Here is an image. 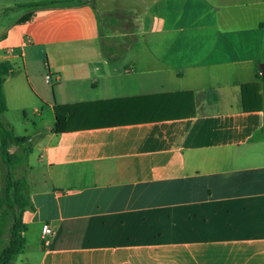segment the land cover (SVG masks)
<instances>
[{"label": "crops", "instance_id": "1", "mask_svg": "<svg viewBox=\"0 0 264 264\" xmlns=\"http://www.w3.org/2000/svg\"><path fill=\"white\" fill-rule=\"evenodd\" d=\"M39 55L58 79L21 264H264V109L241 104L263 86L264 0H0V60ZM172 94L126 111L193 115L53 132L55 106Z\"/></svg>", "mask_w": 264, "mask_h": 264}, {"label": "trees", "instance_id": "2", "mask_svg": "<svg viewBox=\"0 0 264 264\" xmlns=\"http://www.w3.org/2000/svg\"><path fill=\"white\" fill-rule=\"evenodd\" d=\"M41 6H44V4H33L26 7L36 8ZM28 19L29 15L24 17V20ZM14 73L13 63L0 60V160L5 169L3 187L0 192V215H8L12 219L7 230L8 242L4 247L0 248V264H13L17 256L23 253L26 244L24 233L27 230L23 223V213L34 211L30 198L26 194L27 183L25 178L16 177L15 175V169L25 165L26 159L32 151L30 138L15 136L11 128L7 127L1 119L6 111L4 83ZM260 89L264 91V86L261 87L256 84L241 86V104L244 111H260L264 109L262 96L259 93ZM176 95L55 106L53 132L62 134L85 129L177 120L193 115V113L178 111L177 107L172 105L163 108V104L159 111L148 110L147 108L145 110L139 109L137 112L140 116L133 115L136 112L128 114L126 111L130 106L137 107V105H140L148 107L152 105L139 103L141 101H156ZM179 95H189L192 99L190 93Z\"/></svg>", "mask_w": 264, "mask_h": 264}, {"label": "rangeland", "instance_id": "3", "mask_svg": "<svg viewBox=\"0 0 264 264\" xmlns=\"http://www.w3.org/2000/svg\"><path fill=\"white\" fill-rule=\"evenodd\" d=\"M9 14L12 16L14 12L11 11ZM9 14L8 17H11ZM42 65L45 67V71L40 74L39 69ZM14 68L15 76L11 83L6 84L4 90L5 98L7 99L6 111L1 119L7 127L11 128L15 136H25L30 138L32 151L26 161H28L30 166H34L36 156L33 153V141L43 127L47 126V124L51 125L53 123V112L52 110H49L46 104H52L53 102V89L55 88V83L52 81L50 85H47L44 82V76L47 73V66L42 55H39L38 59L34 58L29 61L28 68L25 72L19 65H14ZM25 74L26 76H24ZM13 81L15 83H13ZM37 94L44 98L45 103L39 99ZM3 169L2 164H0V192L3 187ZM33 173H38L39 175V171L35 168ZM15 175L16 177H23L25 180L28 178V173L24 166L16 168ZM11 222V216L0 217V248L7 244L5 238H7L8 242L7 226H9ZM25 238L27 243L23 252L26 254L34 250V230H27ZM21 259L22 256L20 254L17 256L14 264H21Z\"/></svg>", "mask_w": 264, "mask_h": 264}, {"label": "built area", "instance_id": "4", "mask_svg": "<svg viewBox=\"0 0 264 264\" xmlns=\"http://www.w3.org/2000/svg\"><path fill=\"white\" fill-rule=\"evenodd\" d=\"M57 77L51 75L50 73L46 74L44 76V82L47 84V85H50L51 82L53 81L55 83V81H57ZM41 232H42V235L44 237L46 236H51L52 234V231L51 229L47 226V225H43L42 228H41ZM45 244H47V241H44Z\"/></svg>", "mask_w": 264, "mask_h": 264}, {"label": "water", "instance_id": "5", "mask_svg": "<svg viewBox=\"0 0 264 264\" xmlns=\"http://www.w3.org/2000/svg\"><path fill=\"white\" fill-rule=\"evenodd\" d=\"M260 73H261V78H262V83H263V86H264V63H262L260 66Z\"/></svg>", "mask_w": 264, "mask_h": 264}]
</instances>
